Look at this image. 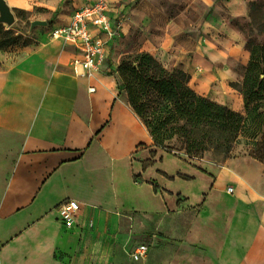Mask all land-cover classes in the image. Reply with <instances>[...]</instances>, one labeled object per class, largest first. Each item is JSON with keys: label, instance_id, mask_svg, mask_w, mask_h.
Returning <instances> with one entry per match:
<instances>
[{"label": "crops", "instance_id": "crops-1", "mask_svg": "<svg viewBox=\"0 0 264 264\" xmlns=\"http://www.w3.org/2000/svg\"><path fill=\"white\" fill-rule=\"evenodd\" d=\"M89 1L6 0L31 24L46 21L48 26L21 32L27 41L19 53L0 50V65L6 66L0 71V264H122L138 239L150 251L149 237L153 244L169 243V262H176L179 254L196 264H264V166L256 160L227 161L216 185L227 173L234 194L228 188L223 192L234 197V212L228 217L229 205L214 195L204 203L199 222L192 221L206 228L205 236L194 242L171 227H152L145 234V224L158 218L148 208V220L137 217L132 222L123 215L126 208L141 204L131 191L123 192L111 169L119 159L121 140L116 134L121 129L142 134L133 149L139 141L153 144L123 92L117 71L126 54L114 49L119 39L125 46L140 44L142 52L161 63L164 55L171 56L187 70L191 55L197 62L215 43L236 54L222 13L237 15L240 0H112L110 16L122 23L121 36L99 71L80 76L73 69V48L50 32L69 24ZM198 15L200 21L194 18ZM194 31L197 35L191 37ZM228 77L208 72L198 91H208L216 80ZM238 101L236 111L243 97ZM236 164L256 166L258 180L234 168ZM140 188L158 201L154 188L135 185L130 178L128 189ZM69 200L81 205V214L79 225L66 230L55 209ZM160 216L171 220L176 215ZM89 221L94 228H86ZM155 232L162 234L153 236ZM195 243L201 244L199 249L192 246ZM152 260L143 264L158 263Z\"/></svg>", "mask_w": 264, "mask_h": 264}, {"label": "rangeland", "instance_id": "rangeland-1", "mask_svg": "<svg viewBox=\"0 0 264 264\" xmlns=\"http://www.w3.org/2000/svg\"><path fill=\"white\" fill-rule=\"evenodd\" d=\"M239 10L237 15H230L228 12L223 11L222 16L227 20L229 26L226 27L225 31H229L234 37V43L236 44L235 49H238L236 54H232L230 47L222 46L215 43V46H209L201 56L199 61H195L194 55L190 57V64L187 70L184 65H179L175 58L164 55V61L161 64L168 70H183L191 77V86L199 94L204 95L214 101L226 102L228 107L236 109L239 103V99L242 97L240 93L241 84L244 81L246 69L250 62L251 50L254 46H264V0H240ZM16 22L12 27L4 25L6 30H12L15 43L10 49L6 51L17 52L24 49L26 46V37L21 32H27L31 29V21L22 13H15ZM196 21H200L201 17L194 16ZM197 29V28H196ZM197 31L191 32L190 36L195 37ZM123 51L126 55H135L141 53L142 46L139 44H130L125 46L122 39L114 46V49ZM247 65L245 66L246 62ZM109 67L113 66V58L110 57ZM6 66L0 65V71L5 70ZM208 72L224 73L228 74V78H219L213 84H211L208 91H198L204 75ZM244 103L240 107L239 112H244ZM121 140V148L119 152L118 161L111 165L114 177L120 185H122L123 192L128 190L130 196L136 199L141 206L137 203L131 207H128L123 211V215L129 217L133 222L135 218L142 217L149 219L150 211L154 212L158 216L157 220H153L151 223L145 224V234H150L152 227L161 226L162 230L172 228L173 231L179 236L185 237L186 240L194 242L204 237L206 234V228L202 224H195L193 219L199 222L200 211L209 200L217 195L220 200L224 201L229 207L226 208L227 216H231L234 212V197L223 192L229 187H235L232 182L228 180V174H224L223 178L220 177V181L216 182L219 178V172L224 169L227 161H224L223 157H220L213 152H208L203 158L189 159L184 154L177 156L169 155L162 151H157L155 158L156 165L146 172H143L142 165L144 162L151 157V146L143 142H138L133 149V143L137 138H141L142 134L134 132L129 134L124 128L121 129L117 134ZM145 137V135H143ZM242 146L238 147L236 154L243 155ZM133 149V150H132ZM130 154V155H129ZM128 157V158H127ZM249 157V156H242ZM240 157V158H242ZM234 168L240 172L247 171L257 181L260 172L258 168L252 164H236ZM203 170V171H201ZM259 172V173H258ZM159 173H165L168 177H173L174 180L158 177ZM181 177H189L191 181H185ZM130 178L132 183L135 185H145L147 188L158 186V201L150 196V192L146 188H140L138 190H130L129 181ZM158 178V179H157ZM216 187L218 192H216ZM154 195V194H153ZM154 197V196H153ZM159 202V203H158ZM142 205L144 207H142ZM150 210H148V209ZM162 209V210H161ZM161 215L168 217L176 215L171 220H162ZM179 214V215H177ZM152 220V219H151ZM143 232V231H142ZM161 232H155L152 235H159ZM123 238V236L121 237ZM152 237H149L148 244L150 245V251L146 259L149 257L158 260L157 264H196V262H186L184 256L177 255L176 262L172 260L169 262L168 259V242L158 241L157 244H153ZM168 238V237H167ZM144 240L138 239L134 247L140 245ZM177 242H180L177 239ZM196 249H199L201 244H192ZM180 248H183L180 246ZM159 252H158V250ZM153 251V252H152ZM152 253V255H151ZM161 253V254H160ZM151 255V256H150ZM193 258V257H192ZM126 263L122 264H143L136 262L130 254L127 255ZM156 264V262H154Z\"/></svg>", "mask_w": 264, "mask_h": 264}, {"label": "trees", "instance_id": "trees-1", "mask_svg": "<svg viewBox=\"0 0 264 264\" xmlns=\"http://www.w3.org/2000/svg\"><path fill=\"white\" fill-rule=\"evenodd\" d=\"M14 43L12 30L0 24V50L11 49ZM117 72L128 105L153 141L151 157L142 165L143 172L156 165L157 151L173 156L184 154L189 159L213 152L224 161L249 156L264 166V46L251 50L239 90L244 112L199 94L191 86L189 74L168 70L146 52L123 56ZM240 146L243 155L236 154ZM159 174L174 180L165 173ZM158 190L155 186L154 191Z\"/></svg>", "mask_w": 264, "mask_h": 264}, {"label": "built area", "instance_id": "built-area-1", "mask_svg": "<svg viewBox=\"0 0 264 264\" xmlns=\"http://www.w3.org/2000/svg\"><path fill=\"white\" fill-rule=\"evenodd\" d=\"M112 0H90L77 9L69 24L52 29V38L64 41L74 51L73 69L80 76H92L107 62L110 48L121 36L123 25L110 16ZM91 91H94L92 89ZM227 192L234 194L229 187ZM57 221L66 230L79 225L81 205L77 201L63 202L55 209ZM94 222L89 221L86 228H94ZM149 254L147 244L138 245L131 253L136 261L146 259Z\"/></svg>", "mask_w": 264, "mask_h": 264}, {"label": "water", "instance_id": "water-1", "mask_svg": "<svg viewBox=\"0 0 264 264\" xmlns=\"http://www.w3.org/2000/svg\"><path fill=\"white\" fill-rule=\"evenodd\" d=\"M16 22V15L6 0H0V24L12 27ZM46 21H34L31 24V30L36 27H47Z\"/></svg>", "mask_w": 264, "mask_h": 264}, {"label": "bare ground", "instance_id": "bare-ground-1", "mask_svg": "<svg viewBox=\"0 0 264 264\" xmlns=\"http://www.w3.org/2000/svg\"><path fill=\"white\" fill-rule=\"evenodd\" d=\"M260 258V257H259Z\"/></svg>", "mask_w": 264, "mask_h": 264}]
</instances>
